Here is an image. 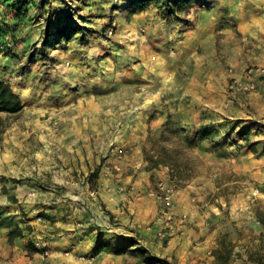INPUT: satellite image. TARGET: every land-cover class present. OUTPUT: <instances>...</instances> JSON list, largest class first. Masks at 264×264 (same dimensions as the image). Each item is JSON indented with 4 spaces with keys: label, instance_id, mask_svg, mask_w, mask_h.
I'll list each match as a JSON object with an SVG mask.
<instances>
[{
    "label": "rangeland",
    "instance_id": "rangeland-1",
    "mask_svg": "<svg viewBox=\"0 0 264 264\" xmlns=\"http://www.w3.org/2000/svg\"><path fill=\"white\" fill-rule=\"evenodd\" d=\"M136 1L0 0V81L10 82L23 101L18 114L0 112V168L19 166L26 171L38 166L63 136L69 149L80 145L85 156L103 141L105 169H117L119 162L138 155L150 168L169 166L168 177L153 174V192L161 179L173 180L177 189L197 177L212 179L219 188L207 199L226 212L215 223L227 231L235 229L236 220L230 223L228 211L230 200L239 194L240 202H233L242 219L264 227V185L251 184L238 167L247 164L240 148L247 137L232 139L226 119L216 110L234 94L233 48L238 46L243 54L257 52L249 34L238 31L240 16L249 17L258 8L257 0ZM165 4L176 8L171 19L162 13ZM250 60L243 73L255 64ZM260 120L255 128L263 137L257 140L264 141V116ZM111 146L124 149L125 157L116 158ZM56 158L47 184L61 197L44 205L47 211H32L38 224L48 226L40 227L41 234L34 237L41 254L36 242L50 252L51 240L69 237V250L76 257L71 264H88L83 256H95L93 264H177L175 257L159 256L136 227L128 230L120 218L94 222L99 228L92 235L95 226L89 222L94 214L104 217L95 209L111 212L99 194L98 177L93 184L87 157L82 159L85 168L72 171ZM21 175L20 170L15 179L9 174L0 181L22 184L31 177ZM221 196H226L223 202ZM15 208L2 209L12 212L7 216H14L15 225L28 220L23 209L14 213ZM67 211L77 222L74 229L59 234L70 218ZM75 231H81L77 237ZM228 239L222 241L223 256L241 255L229 250ZM75 245L85 249L74 251ZM256 246L260 250L253 255L263 261L264 237Z\"/></svg>",
    "mask_w": 264,
    "mask_h": 264
},
{
    "label": "crops",
    "instance_id": "crops-1",
    "mask_svg": "<svg viewBox=\"0 0 264 264\" xmlns=\"http://www.w3.org/2000/svg\"><path fill=\"white\" fill-rule=\"evenodd\" d=\"M257 6L258 8L253 9L254 11H251L246 19L243 20V15L240 16L238 31L249 34L250 42L257 48V52L243 54L238 46L233 48L235 51L232 49L234 52L231 55V61L236 66L232 75L238 78H243V69L247 59H251V63L264 65V0H257ZM232 95L227 102L224 101L217 106L216 110H219L222 118L226 119V125L232 130V139L240 141V138L243 139V135L247 137L246 143L243 146L240 145V148L245 150L241 154L247 157V164H240L238 167L241 168L240 171L248 175L246 180L251 184L261 182L263 186L264 141L257 140L262 139L263 136L255 127L261 125L260 119L264 116V78L260 81L258 91L242 90ZM90 98L94 97L90 96ZM155 122L157 123L158 119ZM243 131L248 134H243ZM63 137L60 138L58 148L53 146L48 148L50 157L40 162L38 166L32 168L28 166L26 171L22 167L19 169V166L11 167L8 170L0 168V177L10 174L15 179L20 170L23 173L21 176H31L22 184L12 180L9 183L0 181V264H71V259L76 258L73 250H69L72 243L69 237L51 240L50 254L46 258L33 245L35 235H40V229L48 226L38 224L34 220L35 214L32 211H47L49 208H45L44 205L55 202L61 197L52 187L53 185L47 184L51 180L50 175L57 159L56 156L61 157L64 164H69L71 171L85 168L82 159L87 157L90 171L96 169L99 171L98 181L101 185L99 194L102 201L107 203L106 208L109 207L111 212L103 214V210L95 209L104 217H98L92 212L95 216L94 219L92 218L93 221L89 222L90 225L95 226L90 229L92 235L99 228L94 222L97 223L104 218L105 223H111L112 218H120L125 228L130 231L137 230L155 251L158 249L159 256L167 259L175 257L178 261L177 264H264V260L256 259L257 254L253 255L254 251L260 250L256 244L264 237V227L258 226V221L253 219H242L243 215L239 212L238 205L233 202L237 200L238 203L240 202L239 194L234 196L233 201L230 200V210H227L232 213L228 219L231 221L230 223L236 220L233 223L235 225L233 231L224 230L223 224L214 222V220L222 219L226 212L222 209V205L211 203V198L207 199L210 192H215L219 188L212 179L204 180L202 177H197L180 187L175 195L173 213L164 217L160 209L162 204L158 203L153 195L155 183L152 176L157 171L158 177H160L159 175H163L161 178L168 177L169 166L160 164L159 169L150 168L148 161L143 157L139 158L138 155V158L127 157L126 160L119 162L115 166L117 169L113 166L105 169L101 165L100 156L102 155L100 151L104 148L103 141L99 142L95 149L90 147L91 154L87 153L85 156L83 147L79 145L69 149L64 141L66 138ZM253 137L258 142H254ZM236 140L234 144L237 143ZM94 151L99 153L96 155ZM259 167H261L260 170ZM120 186H125V190H119ZM4 187L10 189L4 191ZM225 197L221 196L222 202ZM197 201H203V203L198 204ZM96 205L100 208L102 204ZM236 205L237 207H235ZM8 206L18 207V209H14V213H19L23 209L24 214H27L26 217L16 214V218L23 216L28 220L15 225L14 216L12 219L7 216L8 214L12 215V212H3L2 208ZM66 213L70 218L68 223L62 224L63 228L57 230L59 234H63V229H67L66 231L70 228L74 229L77 222L76 216L69 214L68 211ZM169 217H173L171 222L167 220ZM9 218L11 220H8ZM133 227L136 229L133 230ZM80 232L75 231L74 237H77ZM159 233H164V236H160ZM125 235L129 237L130 234ZM156 237H158L157 243L154 241ZM228 237L232 244L228 247L229 250L234 254L241 251V255H233L230 258L223 256L222 241ZM163 240H167V242L163 243ZM83 249L85 248L74 246V251ZM67 251L70 253L66 254Z\"/></svg>",
    "mask_w": 264,
    "mask_h": 264
},
{
    "label": "built area",
    "instance_id": "built-area-1",
    "mask_svg": "<svg viewBox=\"0 0 264 264\" xmlns=\"http://www.w3.org/2000/svg\"><path fill=\"white\" fill-rule=\"evenodd\" d=\"M0 27H1V21H0ZM264 76V66L261 65H248L243 73V78L234 77L231 83L232 93H238L242 90H248L250 92L258 91L260 81L263 79ZM111 153L116 156V158H123L125 157L124 149L118 147V146H111L110 148ZM120 190H125V186H120ZM178 189L176 184L171 179H161L158 183V191H154L153 195L155 198L162 203V211L161 214L164 215V217H168L173 213L174 209V199L175 195L177 193ZM173 218V217H172ZM171 217H169L167 220L168 222H171ZM165 233V232H164ZM164 233L160 234V236H164ZM36 245L40 248L42 252V256H48L49 250L45 248L46 246L41 244V242H36ZM66 254H69L68 252ZM95 256H83L82 259H84L88 264H93L95 261Z\"/></svg>",
    "mask_w": 264,
    "mask_h": 264
},
{
    "label": "trees",
    "instance_id": "trees-1",
    "mask_svg": "<svg viewBox=\"0 0 264 264\" xmlns=\"http://www.w3.org/2000/svg\"><path fill=\"white\" fill-rule=\"evenodd\" d=\"M147 0H139L136 2L145 3ZM188 0H181L184 2ZM167 3V1H166ZM162 13L167 19H171L172 15L176 13L175 6L172 7L169 4H165L162 8ZM78 30V29H77ZM23 109V102L20 94H18L10 82L0 81V111L6 112L8 114H18ZM162 163L158 161V164ZM99 171L96 169L92 172L90 180L92 183L98 177ZM94 184V183H93Z\"/></svg>",
    "mask_w": 264,
    "mask_h": 264
}]
</instances>
